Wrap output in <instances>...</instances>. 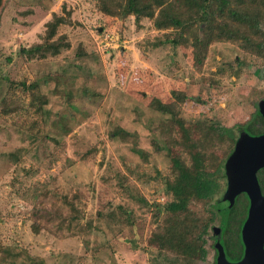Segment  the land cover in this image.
I'll use <instances>...</instances> for the list:
<instances>
[{
    "label": "rangeland",
    "instance_id": "1",
    "mask_svg": "<svg viewBox=\"0 0 264 264\" xmlns=\"http://www.w3.org/2000/svg\"><path fill=\"white\" fill-rule=\"evenodd\" d=\"M52 14L63 19L53 39L67 46L55 57L21 56ZM178 32L104 16L94 0H0V264H153L184 236L170 232L179 215L212 216L205 260L195 263L212 264L211 227L223 217L199 203L168 215L163 182L195 156L223 176L233 145L217 130L235 141L251 119L264 59L238 42L209 41L196 22L168 43ZM33 82L41 111L12 87ZM151 99H170L175 115ZM117 129L128 136L112 138Z\"/></svg>",
    "mask_w": 264,
    "mask_h": 264
},
{
    "label": "trees",
    "instance_id": "2",
    "mask_svg": "<svg viewBox=\"0 0 264 264\" xmlns=\"http://www.w3.org/2000/svg\"><path fill=\"white\" fill-rule=\"evenodd\" d=\"M94 1L98 11L104 16L116 17L120 20L127 16H133L135 23L141 19L150 20L156 30L179 31L175 39L170 38L167 41L174 46L182 38L179 33L190 31L191 26L196 22L200 32L204 36L208 35L209 41L238 42L242 44L241 48L245 52H250L256 57L264 59V0H215L217 3L215 9L211 8L213 0ZM224 10L227 11L228 19H222V16H219ZM214 12L218 15H214ZM62 22L63 19L61 17L52 14L50 20L44 25L41 42L27 48H20L18 53L26 59L34 57L43 59L46 56L55 57L58 55L60 50L67 46L61 42V37L53 39L56 35L57 27ZM12 87L19 89L23 94L28 93L30 95L28 102L29 100L31 103L33 101L37 102L36 109L41 111L42 105L39 102V97L35 94V99L33 98L38 88L36 82L27 86L24 83L14 84ZM171 98L179 102V95L174 91L171 92ZM261 100L264 101V95ZM148 105L159 113L175 115L174 105L170 99L167 102L151 99ZM262 124L263 121L256 106L251 119L238 126L237 130L258 135L262 131ZM217 132L219 136H227L234 148V137L231 136L229 129L219 128ZM119 134L128 136L121 129L113 131L110 136L114 138ZM220 169V167H217L213 171H207L199 156L191 158L190 164L187 166L173 164L171 175L165 178L163 182V191L167 196L163 211L173 216L184 212L187 205L199 203L206 206L208 212L211 213L213 211L214 214H219L220 217H223L219 221L222 233L224 235L233 234L232 240H229L228 245L225 242L222 243L226 250V256L237 258L241 251L239 229L245 218L244 214H246L248 208V199L246 194L240 193L234 197L233 205L228 204L225 206L222 204L224 191L219 199H214L221 189L219 180L223 176L225 178V175H220ZM222 170L224 172V167ZM255 179L260 195L264 199V167L259 168L255 172ZM212 200L213 203H211ZM140 202L147 206L143 199ZM238 209L240 212H238ZM179 217L182 220L181 226L171 229L170 232L184 236L176 242L177 244L167 243V245L161 246L164 250L161 252H169V256H164L162 253V256L154 257L153 264H195L197 262L202 263L205 260L207 251L205 250L204 236L207 234L208 227L212 222V216L210 215L207 219L193 216L185 217L184 215H179ZM211 228L214 229V227ZM228 238L230 239V237ZM212 248L214 249V247ZM262 248L264 250V241ZM6 252L8 253V251ZM215 254L217 255L216 250ZM28 259V262L23 264H43L41 261L35 262L32 258Z\"/></svg>",
    "mask_w": 264,
    "mask_h": 264
},
{
    "label": "water",
    "instance_id": "3",
    "mask_svg": "<svg viewBox=\"0 0 264 264\" xmlns=\"http://www.w3.org/2000/svg\"><path fill=\"white\" fill-rule=\"evenodd\" d=\"M256 106L264 120V101H258ZM223 167L227 185L223 200L229 199L232 203L240 193L246 194L248 199L247 217L240 230L244 251L238 264H264V199L255 179V172L264 167V131L258 136L241 133ZM215 250L214 264H229L219 245Z\"/></svg>",
    "mask_w": 264,
    "mask_h": 264
},
{
    "label": "flooded vegetation",
    "instance_id": "4",
    "mask_svg": "<svg viewBox=\"0 0 264 264\" xmlns=\"http://www.w3.org/2000/svg\"><path fill=\"white\" fill-rule=\"evenodd\" d=\"M258 110V109H257ZM260 116V115H259ZM261 118V117H260ZM262 119V118H261ZM262 121H263V124H262V131H261V133H259L258 135H260V134H262L263 133V131H264V120L262 119ZM241 133H244V134H246V135H249V136H258V135H252V134H248V133H246L245 131H238V133H237V136H236V138H235V141H234V145H235V143H236V141L238 140V138H239V135L241 134ZM224 175V174H223ZM225 180H226V178H224ZM226 187H227V185H226V183H225V189H224V192H225V190H226ZM221 200V199H220ZM223 202H229V199H225V200H223ZM233 205V204H232ZM247 212V211H246ZM244 221H243V223L241 224V227H242V225L244 224V222H245V220H246V217H247V215L246 214H244ZM240 230H241V228L239 229V234H240ZM233 233H234V231H233ZM213 234H214V236L216 237H214L213 236ZM215 238H213V237ZM228 237H230V239L228 238ZM231 237H233V234H229V235H224L223 233H222V230H221V228L218 226V227H216V228H214V229H212V234H211V237H210V239L211 240H213L212 242V247H213V245L216 243V241H218L219 242V246H220V248H221V251H222V253H223V256H224V259L227 261V263H229V264H238L240 261H241V259H242V257H243V251H244V247H243V244H242V242H241V239H240V248H241V251H240V255H238V257L235 259L233 256L230 258V257H227L226 256V250L224 249V246L222 245V243L223 242H225V244L226 245H228L229 244V240L231 241L232 240V238ZM239 238H240V235H239ZM215 241V242H214ZM212 250H213V252L215 253V250L212 248ZM217 255L216 254H214V259H213V262H212V264H214L215 263V257H216Z\"/></svg>",
    "mask_w": 264,
    "mask_h": 264
},
{
    "label": "built area",
    "instance_id": "5",
    "mask_svg": "<svg viewBox=\"0 0 264 264\" xmlns=\"http://www.w3.org/2000/svg\"><path fill=\"white\" fill-rule=\"evenodd\" d=\"M65 0H51V2L56 3V4H61Z\"/></svg>",
    "mask_w": 264,
    "mask_h": 264
}]
</instances>
